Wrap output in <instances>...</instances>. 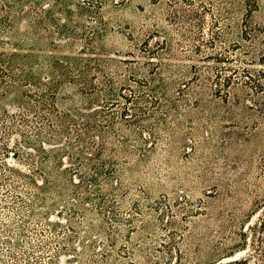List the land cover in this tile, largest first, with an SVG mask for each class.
Wrapping results in <instances>:
<instances>
[{
	"label": "rangeland",
	"instance_id": "1",
	"mask_svg": "<svg viewBox=\"0 0 264 264\" xmlns=\"http://www.w3.org/2000/svg\"><path fill=\"white\" fill-rule=\"evenodd\" d=\"M29 1L33 26L23 18L18 24L33 37L23 47L39 56L103 57L107 71L122 81L125 67L136 61L173 64L179 72L164 75L168 94L159 96V108L152 110L150 97L127 103L131 113H152L128 123L121 107L114 108L113 143L104 154L109 176L92 181V168L80 165L81 180L69 174L62 155L59 166H40L44 180L36 164L0 148V264H232L245 258L258 264L259 251L264 257L263 99L242 101L243 84L236 83L220 87L228 96H216L205 76L264 69V0L246 16L259 38L255 60L231 46L247 13L245 0ZM57 23L72 33H59ZM5 36L0 33L8 42ZM46 38L63 46L51 48ZM158 42L173 54L166 47L153 54L139 50ZM12 49L0 44V50ZM148 71L151 65L141 64L139 78L148 79ZM4 139L12 147L18 139L20 148L34 152L18 135Z\"/></svg>",
	"mask_w": 264,
	"mask_h": 264
},
{
	"label": "trees",
	"instance_id": "2",
	"mask_svg": "<svg viewBox=\"0 0 264 264\" xmlns=\"http://www.w3.org/2000/svg\"><path fill=\"white\" fill-rule=\"evenodd\" d=\"M188 1L190 2L188 4L192 3V0ZM245 1L248 6L245 7L247 13L244 18H241L236 32L237 39L231 42V46L242 49L241 53L250 55V60H255L254 52L259 47V40H257L259 38L254 33V29L248 27L246 16L252 13V7L258 9L259 5L257 0ZM232 4L234 10L238 9V6L233 2L230 3ZM201 6L202 9L206 8L202 3ZM33 11L29 0H3L0 4V33L7 34L5 37L9 39L7 42L0 37V44L9 43L14 48L10 51L0 50V137H3L0 140V148L3 154H10L16 160H22L31 165L36 164L37 169H34V172H37L44 180L45 175L39 171L40 166H47L45 163L48 161L53 163L49 166H59L62 163V155L69 160V169L72 170H69V174L75 172L74 174L81 180L83 175L80 165L92 168L93 174L95 173L92 175V181L98 179L96 176H109L112 173V166L106 169L105 166L109 163L104 158V154L110 148L108 144L113 143L111 139L117 121L114 108L121 107L120 116L128 123L152 113L148 109H139L140 113H131L130 110L135 109L127 103H137L140 99L150 97L155 102L152 110L159 108V96L168 94L164 75L178 73V68H175L173 64H164L160 61L141 63L136 61L134 63L137 66L125 67L128 73L124 74L125 81H122L123 79L107 71L108 59L103 57L74 54L39 56L32 52L30 47H23L26 44L31 45L29 41H32L33 37L29 33L30 30L19 29V24L22 23L19 21L21 18L30 28L33 26ZM225 11L227 15L231 14L230 8L225 7ZM197 14V11L192 10L191 16H197ZM41 22L42 27H45L44 19ZM228 24L227 26H230ZM57 25L59 33H72L69 31L68 24L57 23ZM72 37L66 41L69 46L73 44ZM45 40L51 48L63 46L51 39ZM146 42L147 40L144 39L141 44L146 45ZM262 44L264 45V42ZM167 45L169 44L165 45L166 49L173 54L170 46ZM165 47H161L158 42L154 47L139 50L153 54V50L159 53L160 48ZM260 50H263L260 58L264 60V46ZM80 52L86 54L85 51ZM125 61L127 59L120 60V62ZM145 63L151 65L148 79L139 78L141 74L137 73L140 65ZM190 67L195 69L199 66L191 65ZM235 70L239 71V77L231 75L222 77L220 71L211 74L212 76H205L214 85L212 93L216 96L221 94L228 96L229 90L222 91L221 86L231 83L243 84L241 100L246 102L253 100L252 96L263 99L258 110L264 113V69L250 70L241 67ZM194 72V77L199 76L201 69ZM241 78L243 81L238 82ZM23 131L27 132L28 136L23 134ZM10 134L18 135L26 144L25 146H29L34 152L20 148L18 139H15V146H10L4 139ZM122 142H125V139ZM11 148L14 149L11 150ZM259 223L264 227V219ZM259 242L262 243V239ZM258 255L260 257H256V263L260 264L264 257H261L260 251ZM246 259H234L232 264H247Z\"/></svg>",
	"mask_w": 264,
	"mask_h": 264
}]
</instances>
